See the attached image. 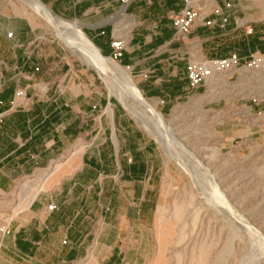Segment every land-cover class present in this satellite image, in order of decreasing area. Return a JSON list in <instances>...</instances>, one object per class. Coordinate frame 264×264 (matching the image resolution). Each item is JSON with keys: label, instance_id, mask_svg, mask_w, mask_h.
<instances>
[{"label": "crops", "instance_id": "crops-1", "mask_svg": "<svg viewBox=\"0 0 264 264\" xmlns=\"http://www.w3.org/2000/svg\"><path fill=\"white\" fill-rule=\"evenodd\" d=\"M37 1L61 20L76 22L103 57L111 56L113 40H122L119 66L163 116L198 95L209 98L214 89L206 83L191 90L187 62L264 55L263 10L245 17V11L256 12V0H214L179 42L171 18L181 0ZM219 7L228 16L224 28L212 14ZM239 19L251 35L235 26ZM207 20L214 25L203 26ZM37 41L27 18L0 8V204L21 181L38 177L27 184L24 208L0 222L8 232H0V264H162L156 218L165 170L159 149L103 94L93 69L87 83L76 86L73 77L88 71L45 68V59L34 54ZM247 109L228 126L243 140L255 134L253 108ZM227 125L219 124V133H227ZM39 179L45 190L32 199Z\"/></svg>", "mask_w": 264, "mask_h": 264}, {"label": "rangeland", "instance_id": "rangeland-1", "mask_svg": "<svg viewBox=\"0 0 264 264\" xmlns=\"http://www.w3.org/2000/svg\"><path fill=\"white\" fill-rule=\"evenodd\" d=\"M256 1L259 3L256 12L245 11L247 19L259 14L260 9L264 13V0ZM249 3L245 1L244 5ZM197 4V8L206 9L214 4V0H198ZM0 8L6 14L24 16L35 27L38 41L34 45V54L37 60L45 59V68L71 69L83 73L86 70L88 73L85 76L73 77V83L76 86L87 83L94 72L68 50L36 14L18 0H0ZM114 62L119 65L117 61ZM94 75L103 94L116 100L113 96V91L118 92L115 79L112 77V81L110 77ZM129 78L134 83L130 74ZM226 80L229 84H223L220 88L219 76L208 82L214 88L209 98L198 95L193 100L174 105L168 115H162L163 122L171 129L173 137L169 135V139L162 131L158 133L152 121L147 120L149 129H146L134 120L155 142L164 162L162 200L156 218L162 264H264V93L258 90L262 84L258 81L250 83V77L245 72L227 76L223 81ZM247 107L253 108L255 134L251 139L243 140L231 135L228 126L240 122V115L236 114L247 113ZM219 116H223V119L219 120ZM222 122L228 123L227 133L226 130L223 134L219 133ZM222 136L227 141L224 144ZM170 147L171 151L174 150L175 159L179 156L176 160H172L171 153L165 150ZM187 151L195 156L194 162ZM178 160L183 165L177 163ZM190 165L193 167L189 168ZM58 166L54 165L50 171ZM186 168L190 170L187 172ZM206 173L212 178L209 179ZM33 179L21 181L12 194L3 200L5 203L0 204V222L4 215L24 208L27 184L35 181ZM39 186V192L45 190L41 179L35 183L32 199ZM210 186L221 196L214 193ZM219 199L226 201V204Z\"/></svg>", "mask_w": 264, "mask_h": 264}, {"label": "bare ground", "instance_id": "bare-ground-1", "mask_svg": "<svg viewBox=\"0 0 264 264\" xmlns=\"http://www.w3.org/2000/svg\"><path fill=\"white\" fill-rule=\"evenodd\" d=\"M18 1L24 7L29 9L32 13L36 14L42 21H44L53 30L55 36L63 43V45L68 50H70L79 60H81L82 63L84 62L87 65V67H89L90 69H93L97 74H100V75L104 76L105 78L110 77L111 80L113 77L116 80L115 81L113 79L115 84L117 82L116 85H118V86H116V87H118V89L116 87L115 88L117 89L118 92L114 93V91H113V96L116 99V101L121 105V107L124 109V111L130 117H132L133 120L138 121L146 129H149L147 120L152 121V123L156 127V130L158 131V133L160 130V131H162L163 135L166 136L168 139H169V137H173V136H171L172 133H171V129H170L169 125L166 122H163L164 119H163L162 115L153 106L149 105L146 102V100L141 96L139 90L136 88L135 84L129 78V72L127 70L121 69V67H119V65L116 62H114V60H112L108 57H103L102 55H100V53L92 45V43L80 32V29H79L76 22L65 21V20H61L60 18L54 17L50 13V11L46 7H44L42 4H40L37 0H18ZM263 88L264 87L262 85V87H260L258 89L260 91V93H261ZM108 115H109V111H108ZM163 130L166 132V134ZM148 131H150V130H148ZM160 135H161V133H160ZM167 138L164 139V140H166V142H167ZM173 141L176 142L175 140H173ZM170 142H169V144H170ZM169 144L166 145V143H165L166 146H169ZM175 145L177 146V142L175 143ZM166 146H164V147H166ZM171 147H172V145H171ZM171 147L166 148L165 150L167 152L171 153L172 160H174L175 159V156L173 155L174 150L171 151L170 150ZM178 147H179V145H178ZM186 153L188 154V156H190L193 159V162H194L195 156L189 151H187ZM175 154H176V152H175ZM177 157H179V156H177ZM177 157H176V159H177ZM178 159L180 160V158H178ZM181 160H183V159H181ZM178 161H176V162L180 163V161L179 162ZM185 162H187V161L185 160ZM195 162H196V160H195ZM181 164L182 163H180V165ZM187 165H189V164H187ZM192 165H193V163H192ZM192 165H190L189 168H192L193 167ZM184 166L182 168H184ZM199 166H200V164H199ZM187 168H186V171L188 170ZM207 174L208 173H206V176H207ZM209 176H211V175L208 174L209 179L212 178ZM210 182L212 184V181H210ZM212 187H211V189H212ZM215 187L216 186L214 185V188ZM40 189H41V187L39 186L38 189L36 190V194L40 191ZM217 190H219V189H217ZM213 191H215L214 193H217V195H218V192H216V190H213ZM217 195L215 194V196H217ZM218 196L220 197L221 195H218ZM219 200H222V199H219ZM224 200H226V199H224ZM224 200H222V203L224 202ZM217 203H219V202H217ZM224 204H226V201L224 202ZM221 205L222 204H220V206ZM222 206H224V208H225V205H222ZM239 217H238V220H239ZM236 219H237V217H236Z\"/></svg>", "mask_w": 264, "mask_h": 264}, {"label": "built area", "instance_id": "built-area-1", "mask_svg": "<svg viewBox=\"0 0 264 264\" xmlns=\"http://www.w3.org/2000/svg\"><path fill=\"white\" fill-rule=\"evenodd\" d=\"M122 4H127L130 0H118ZM182 8L171 18V26L174 30V41H181L191 30L192 26L200 20V8H197L198 0H181ZM226 9L230 8V3L224 4ZM214 16L219 17V27L224 28L228 21V16L223 15L221 8L212 10ZM203 26L210 27L214 25V21L207 20L202 23ZM235 26L243 29L246 36L252 34V28L244 20L235 21ZM112 54L110 59L117 61L124 50V42L122 40H113L110 43ZM37 69H35L36 71ZM245 72L250 77V83L255 81L260 82L264 87V55L259 53H250L245 57H238L236 54L223 59H203L199 61H189L185 67V77L188 86L191 90H197L208 82H211L219 76V88L223 84H229L223 81L225 76H234ZM227 74V75H226ZM223 79H222V78ZM249 84V82L247 83ZM236 92L237 90L234 89ZM264 93V88L262 91ZM16 96H22V93L17 92ZM47 211H53L55 206L49 204L46 207ZM0 232L7 234V228L1 227ZM64 243V242H63Z\"/></svg>", "mask_w": 264, "mask_h": 264}, {"label": "water", "instance_id": "water-1", "mask_svg": "<svg viewBox=\"0 0 264 264\" xmlns=\"http://www.w3.org/2000/svg\"><path fill=\"white\" fill-rule=\"evenodd\" d=\"M41 4V3H40ZM44 6V5H43ZM45 7V6H44ZM54 17L58 18L57 16H55L52 12H50Z\"/></svg>", "mask_w": 264, "mask_h": 264}]
</instances>
